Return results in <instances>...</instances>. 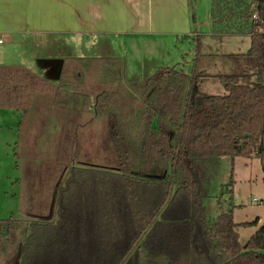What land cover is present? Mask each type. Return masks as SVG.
<instances>
[{
  "label": "trees",
  "instance_id": "obj_1",
  "mask_svg": "<svg viewBox=\"0 0 264 264\" xmlns=\"http://www.w3.org/2000/svg\"><path fill=\"white\" fill-rule=\"evenodd\" d=\"M209 16L212 33L250 39L246 52L227 54L237 68L217 75L224 92L199 97L203 72L160 66L129 81L137 107L95 96L98 143L76 152L77 116L91 110L87 70H60L54 82L0 64V109L22 124L44 97L32 185L19 195L28 217L0 218V264H264V219L241 243L237 229L258 219L237 223L231 210L210 219L202 204L223 156L258 158L264 181V0H210ZM105 64L101 81L117 82L118 65ZM57 181L52 213L40 218Z\"/></svg>",
  "mask_w": 264,
  "mask_h": 264
},
{
  "label": "rangeland",
  "instance_id": "obj_2",
  "mask_svg": "<svg viewBox=\"0 0 264 264\" xmlns=\"http://www.w3.org/2000/svg\"><path fill=\"white\" fill-rule=\"evenodd\" d=\"M108 4L102 12L93 10L90 23L80 24L81 29L89 28L86 33H76L73 37L71 34L36 37L52 41L50 50L36 49L26 42L21 47L1 35L0 63L22 65L26 60L30 71L40 73L35 60L39 61L38 57H41L45 63L46 59L59 58L62 54L57 46L64 43L70 47L65 51L68 58L62 71L87 70L85 88L90 94L91 110L77 116L75 152L89 139L94 147L98 143L102 119L92 112L98 93L114 92L121 103L137 107L141 96L131 89L129 81H141L160 66L187 74L194 66L196 72L205 74L196 87V95L222 94L223 85L217 75L237 68L227 54L244 53L250 44L247 34L212 33L210 0H153L148 3L147 0H128ZM184 11L187 12L186 17H183ZM196 34L199 36L197 49ZM106 59H111L119 67L120 79L115 83L101 81ZM49 66L61 69L55 62ZM40 75L46 77L42 73ZM42 98L34 96L31 118L21 125L15 110L0 109V218L28 217L23 207L27 193L20 203L22 208L18 194L20 187L32 185L30 154L37 141L38 125L43 122V112L39 109L43 104ZM50 116L54 118L53 113ZM202 204L210 219L230 210L233 221L237 223L258 219L256 226L237 229L239 241L244 243L264 219V181L260 160L256 157H221Z\"/></svg>",
  "mask_w": 264,
  "mask_h": 264
},
{
  "label": "crops",
  "instance_id": "obj_3",
  "mask_svg": "<svg viewBox=\"0 0 264 264\" xmlns=\"http://www.w3.org/2000/svg\"><path fill=\"white\" fill-rule=\"evenodd\" d=\"M127 1L128 0H0V44L3 43L1 35H4L7 39L15 41L18 46L24 45L26 42L29 45H33L36 49L44 48L50 50L51 44H53L52 41H44L42 38L38 40L36 37L50 34H71L73 37L76 33H86V31H90L89 28L81 29L80 24L88 23L91 20V13H94L93 10L98 9L99 12H102L104 8L108 7V3L110 2L116 4L118 2ZM151 1L153 0H147V3ZM138 5L141 6L142 4ZM186 15L187 12L184 11L183 17H186ZM57 47L62 54L59 58L46 59L44 63L41 61V57H38L39 61L35 60L36 63H34L38 66L40 72L35 73L39 75L42 73L46 76L45 78L54 82L57 81L60 72L63 70V66L68 58V56H65V51L68 50L70 46L60 43ZM24 61L25 63H21V66L30 70L31 68L26 67L29 64L26 60ZM52 62L58 64L59 67H61V71L58 67H50L49 65ZM53 71L54 73L52 75ZM16 113L19 115L21 125V115L17 111ZM22 190L23 187H20V192ZM20 192L18 194V203Z\"/></svg>",
  "mask_w": 264,
  "mask_h": 264
},
{
  "label": "water",
  "instance_id": "obj_4",
  "mask_svg": "<svg viewBox=\"0 0 264 264\" xmlns=\"http://www.w3.org/2000/svg\"><path fill=\"white\" fill-rule=\"evenodd\" d=\"M58 181H57V183L54 186V189H53V192H52V197L55 195V191H56V187H57ZM53 201H54V197L51 199V202H50V205H49L48 214L46 216H40V218H44L45 219V218H49L50 217V215L52 213V208H53Z\"/></svg>",
  "mask_w": 264,
  "mask_h": 264
},
{
  "label": "built area",
  "instance_id": "obj_5",
  "mask_svg": "<svg viewBox=\"0 0 264 264\" xmlns=\"http://www.w3.org/2000/svg\"><path fill=\"white\" fill-rule=\"evenodd\" d=\"M0 42H1V40H0Z\"/></svg>",
  "mask_w": 264,
  "mask_h": 264
}]
</instances>
